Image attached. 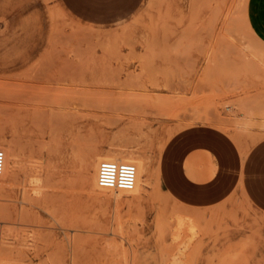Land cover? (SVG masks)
<instances>
[{"label":"rangeland","instance_id":"374dc122","mask_svg":"<svg viewBox=\"0 0 264 264\" xmlns=\"http://www.w3.org/2000/svg\"><path fill=\"white\" fill-rule=\"evenodd\" d=\"M73 2L0 0V132L28 157L0 178L6 248L20 264H70L69 244L77 264H164L179 249L184 264H264V214L181 213L178 228L154 182L135 199L89 185L102 148L161 176L173 136L197 127L248 164L264 142V0H121L108 15Z\"/></svg>","mask_w":264,"mask_h":264},{"label":"crops","instance_id":"0c3cea01","mask_svg":"<svg viewBox=\"0 0 264 264\" xmlns=\"http://www.w3.org/2000/svg\"><path fill=\"white\" fill-rule=\"evenodd\" d=\"M189 133L199 137L192 141ZM221 173L226 176L222 183ZM260 179L259 172L248 171L247 163L241 166L238 153L226 138L214 139L210 129L197 127L173 136L159 181L153 178L151 182L156 183L161 195L175 201L181 213L204 211L212 215L237 210L238 215L247 218L264 214V199L254 194L252 183ZM248 224L245 219L236 230L247 231Z\"/></svg>","mask_w":264,"mask_h":264},{"label":"bare ground","instance_id":"6f19581e","mask_svg":"<svg viewBox=\"0 0 264 264\" xmlns=\"http://www.w3.org/2000/svg\"><path fill=\"white\" fill-rule=\"evenodd\" d=\"M61 9V8H60ZM53 12V11H52ZM54 14V13H52ZM58 15V14H57ZM61 16V15H60ZM214 121V120H213ZM216 121V120H215ZM204 122V121H203ZM202 122V123H203ZM242 122V121H240ZM238 121L239 124H243L244 123V120L242 123H240ZM247 122V123H246ZM245 124H248V122H250L249 124L252 123V121H246ZM264 122V121H263ZM205 123V122H204ZM215 123V122H213ZM219 125L218 128H220L221 130L226 131V128L224 126L223 123L219 122ZM257 123H255L254 125H256ZM259 125L261 123H258ZM211 125V124H210ZM253 125V124H251ZM257 125V126H259ZM263 125V124H262ZM215 126V124H214ZM241 126V125H240ZM244 127V126H243ZM261 127V125H260ZM264 127V126H262ZM241 128V127H240ZM229 129V127L227 128ZM232 129V128H231ZM242 130V129H239V131ZM245 131H248L246 130L245 128H243V132ZM250 130V129H249ZM252 130V129H251ZM175 131V130H174ZM229 131V130H228ZM254 131V130H253ZM264 132V131H263ZM232 133V132H231ZM231 133H229V136L231 138H236L234 135H232ZM228 134V133H227ZM243 134V133H242ZM236 135V134H235ZM241 135V133H240ZM9 136V135H8ZM169 136V135H168ZM254 137V136H253ZM235 140V139H234ZM237 140V139H236ZM241 140V139H240ZM166 141V140H165ZM6 143V142H5ZM165 144V143H164ZM13 145V144H12ZM12 145H8V146H5L4 144V134L2 132H0V149L4 152V166H3V171L2 173L0 174V178H6L9 174L11 176H14L16 177L18 175V173L22 170L24 167H22L24 164L28 163V157L21 154L17 149L16 147L12 146ZM113 146V145H112ZM160 146V145H159ZM162 147V145H161ZM241 147V146H240ZM249 147V146H248ZM127 148V147H126ZM130 149V148H129ZM134 149V148H133ZM40 151V150H39ZM97 151V150H96ZM138 152V151H137ZM136 152V153H137ZM160 155H161V152H160ZM35 156V155H34ZM91 156V155H90ZM140 156V155H139ZM32 158V156H30V159ZM34 159V158H33ZM36 159V158H35ZM39 159V158H38ZM160 159V158H159ZM83 160V159H82ZM86 160V159H85ZM84 160V162H85ZM90 160V159H89ZM93 162H92V174H91V178L89 180V185L92 189H98V190H102V191H105V192H109L110 194H114L115 197H118V196H122V195H129V196H132L133 198L132 199H135L137 198V195L141 194L142 190L145 191V189L147 190V187H149V185L151 184V173L154 172V175H155V178L156 180L159 179V171H154L153 169L151 170V166L149 164V162L144 159V158H139L135 155V153L133 151L125 149V148H122L120 146H113V147H109V148H106L99 152H97V154L95 155V157L92 159ZM101 160H113V161H118V162H132L135 164L136 166V184L134 186L133 189L131 190H119V191H116V190H111V189H105V188H100L98 186V183H97V171H98V164ZM81 162V160H80ZM32 167L36 166V164L34 162H30ZM29 163V164H30ZM82 164V163H81ZM90 164V163H89ZM78 165V164H77ZM81 166V165H80ZM90 165H88L89 167ZM155 166V165H154ZM66 167V166H65ZM70 167V166H69ZM26 168V167H25ZM78 169H83V168H78ZM26 170V169H25ZM32 173V172H31ZM9 175V176H10ZM89 175V174H88ZM21 176V175H20ZM19 176V177H20ZM33 176V175H32ZM34 178V177H33ZM37 178V177H36ZM9 179V178H8ZM14 179V178H13ZM31 180V179H30ZM19 181V180H18ZM32 181V180H31ZM30 181V182H31ZM36 181V180H35ZM39 181V180H38ZM159 181V180H158ZM41 183V181H39ZM3 183V182H2ZM24 184V183H23ZM38 184V183H37ZM159 184V183H158ZM34 185V184H33ZM4 186V185H3ZM160 186V184H159ZM35 187V186H34ZM37 189V188H36ZM35 191V190H34ZM146 194V193H145ZM168 195V193H167ZM187 216L190 217V215L192 216V214L189 212L186 214ZM177 216V215H176ZM190 218H193L190 217ZM196 218L198 219V217L196 216ZM207 218V217H206ZM204 219V218H203ZM194 220V218H193ZM199 220V219H198ZM198 220H194V221H198ZM207 220V219H206ZM209 221V219H208ZM195 222V223H196ZM207 223V222H206ZM184 224V218L183 216L181 217V212L178 213V216H177V225H178V228H181L182 225ZM194 224V223H193ZM197 224V223H196ZM195 224V225H196ZM201 224V223H200ZM187 225V224H186ZM191 226V225H190ZM198 226V225H197ZM206 226H208L206 224ZM209 227V226H208ZM208 227H203L205 228L204 230H206ZM202 228V230H203ZM198 230V229H197ZM218 230V229H217ZM180 231V230H179ZM188 231V230H187ZM208 231H209V228H208ZM193 233V231H192ZM190 233V234H192ZM198 234V233H197ZM176 236V235H175ZM188 237V236H187ZM200 237V236H199ZM9 238V237H8ZM16 239V237H15ZM18 239V238H17ZM19 240V239H18ZM24 240V239H23ZM190 240V239H189ZM188 241V240H187ZM184 242V241H183ZM192 242V240L190 241ZM7 243V236H5L4 234H1L0 235V264H20L19 263V251L17 252H14V251H10L8 250L9 248H6V245ZM189 243V241H188ZM191 244V243H190ZM188 246V244H185V248ZM230 247V246H229ZM167 248V247H166ZM184 248V249H185ZM231 248V247H230ZM179 249V248H178ZM168 250V248L166 249ZM179 254L181 255L182 252H183V249H179ZM228 250H231L228 248ZM242 250V249H241ZM239 249V251H241ZM68 251H69V254H70V264H77V261H78V258L75 254V246L73 247L72 244L70 245L69 244V247H68ZM185 251V250H184ZM226 251V250H225ZM67 252V251H66ZM163 252V251H162ZM235 253V252H234ZM233 253V256H235ZM237 253V252H236ZM163 255V253H161ZM246 254V253H244ZM165 255V259H164V264H184V260H182V257L180 255H178V253H175L173 252L172 250L171 251H167L164 253ZM232 256V255H231ZM230 256V257H231ZM229 257V258H230ZM235 258V257H234ZM132 259V258H131ZM229 261V260H228ZM60 264H67L65 260L61 261Z\"/></svg>","mask_w":264,"mask_h":264},{"label":"snow or ice","instance_id":"6c2138e0","mask_svg":"<svg viewBox=\"0 0 264 264\" xmlns=\"http://www.w3.org/2000/svg\"><path fill=\"white\" fill-rule=\"evenodd\" d=\"M120 4L121 0H74L73 7L75 11L82 14L108 15L114 12ZM248 171L260 173L261 179L252 181L253 191L255 195L264 199V142L252 151L248 162Z\"/></svg>","mask_w":264,"mask_h":264},{"label":"built area","instance_id":"2783aa9c","mask_svg":"<svg viewBox=\"0 0 264 264\" xmlns=\"http://www.w3.org/2000/svg\"><path fill=\"white\" fill-rule=\"evenodd\" d=\"M4 166V152L0 149V174ZM97 183L100 188L131 190L136 184V166L132 162L101 160L98 164Z\"/></svg>","mask_w":264,"mask_h":264}]
</instances>
